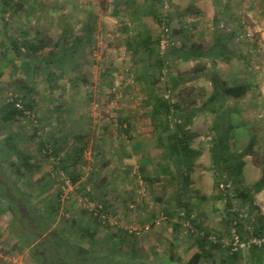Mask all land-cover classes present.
Returning <instances> with one entry per match:
<instances>
[{
    "label": "rangeland",
    "instance_id": "rangeland-1",
    "mask_svg": "<svg viewBox=\"0 0 264 264\" xmlns=\"http://www.w3.org/2000/svg\"><path fill=\"white\" fill-rule=\"evenodd\" d=\"M135 1L142 5V0ZM184 1L189 5V0ZM228 1L235 5L233 15L239 25L226 22L224 17L217 25L212 21L194 20V16L207 19L208 10L202 8L176 16L175 8L169 3L154 5L164 17L168 14L172 17L166 34L154 16L144 17L154 37L162 35L161 41L168 40L171 44V38L175 42L171 47L167 42L165 49L160 47L166 66L158 90L180 105L179 118L191 116L192 123L187 128L198 134L192 143L200 154L193 163L191 190L181 198L182 203L191 200V217L185 205L178 203L170 181L150 184L140 176V160L151 156L154 163L149 165V170L154 174L159 167L161 150L156 146L149 108L143 104L145 92L136 78L137 67L125 46L128 34L123 30L124 21L114 13L117 7L125 11L126 0H24V10L0 13V64L3 53L12 61L0 68V105L17 90L24 92L19 88L22 83L34 84L32 96L35 99L31 117L14 124H4L0 118V140L4 135H12L23 151L36 156L41 168L29 173L24 182L28 192L33 194L32 201L39 207L46 201L43 198L54 196L62 185V207L56 227L68 231L71 239L86 248L94 242L97 253H111L116 259L131 264H188L197 251L194 235H203L206 231L211 234L209 239L220 243L222 249H215L213 256L203 258L199 264H230L223 263L221 258L234 250L236 236L241 243L264 237L252 233V222L264 216V190L254 197L257 208L246 224L245 238L241 240L234 229L229 233L225 200L214 186L215 172L211 169L214 118L210 111L201 108L213 91L215 77L221 81L227 79L229 84L251 83L244 97L229 98L225 103L226 117L232 126L228 131L231 150L243 151L250 139L255 138L252 153L243 157L245 164L256 166L248 168L247 174L243 170L241 186H250L264 172V0H221L222 5ZM148 8L147 4L145 11ZM88 20H96L95 38L75 54L77 65L68 68L67 74L56 80L53 88L46 82L42 69L32 79L21 69L23 59L15 55L10 39L21 45L23 32L27 31L29 38L38 42L34 37L38 32L54 43L59 42L56 46L61 50L66 45L74 46L75 36L84 32ZM64 28L70 33H67L68 42L62 40ZM201 29L206 33L200 35ZM209 31L232 34L230 44L235 46L236 53L231 56L226 49L222 59L210 54L184 59L183 48L200 45L204 51L202 47L212 41ZM54 46L40 48L32 65L41 56L48 55ZM12 63L20 67L14 77ZM197 65L205 66V70L198 69ZM81 76L84 80L77 81ZM120 116L130 118L134 140L143 143L142 149L133 152L131 157L120 158L116 154L121 140L117 124ZM35 130L37 136H32ZM39 137L49 140V152L57 138L55 145L62 146V156L88 141L80 163L82 176L75 185L65 184L70 177L54 167L57 161L53 157L41 158ZM233 202L235 209L247 215L239 199ZM102 205H107V213L91 209ZM172 208L178 211L173 217L167 214ZM88 212L103 214V220L98 221ZM10 217L9 212L0 213V264L20 261L35 264L28 249H13L16 236L9 226ZM175 222L181 224L177 231L172 224ZM15 230L20 232L21 228L16 226ZM87 231L95 232L93 238ZM115 242L118 246L112 252ZM251 245L239 248L243 250V258L237 264H254L249 254ZM108 258V261L101 258V264H112L113 260Z\"/></svg>",
    "mask_w": 264,
    "mask_h": 264
},
{
    "label": "trees",
    "instance_id": "trees-1",
    "mask_svg": "<svg viewBox=\"0 0 264 264\" xmlns=\"http://www.w3.org/2000/svg\"><path fill=\"white\" fill-rule=\"evenodd\" d=\"M171 1V0H169ZM24 0H0V13L5 14L9 11L17 12L24 10ZM142 5H137L135 0H126L127 7L122 11L117 7L114 11L115 15L120 16L123 24V30L128 34L125 41V46L128 52L132 54L133 63L137 67V81L141 84V88L145 92L143 104L149 108V117L153 132L156 135V146L161 150V160L159 167L155 168V173L152 174L149 170V165L153 164L151 156H144L140 160L139 170L140 176L144 181L154 184L156 182H165L166 180L174 185L176 191V199L180 205H185L188 217H191V200L181 202V198L189 194L192 185L191 173L195 158L200 154V151L192 147V143L198 134L187 128L192 123L191 116L179 118L177 113L180 110V105L173 101L170 97L161 95L158 90V83L166 66L163 56L161 55V40L162 35L154 37L149 27L145 24V16L152 15L158 22L163 25L162 32L166 34L169 29L172 17L167 15L164 17L154 7L156 3L165 4V0H142ZM149 5L147 11L145 6ZM173 5V4H172ZM142 12V13H141ZM141 13V14H140ZM96 20H88L84 25V32L78 34L74 38V46L63 49H58L56 45L59 42H52L49 39L40 36L38 32L34 33V37L38 42L29 38L27 31L23 32L24 41L18 45L16 40L10 39V44L15 52V55L21 57V69L32 79L33 75H38L40 70L45 74V80L50 88L56 84V80L63 78L68 68H73L75 62V54L79 52L82 46L90 43L95 38ZM72 28V27H71ZM62 40L68 42V29L64 28ZM168 47L175 45L170 38ZM218 48L212 50H204L199 47L192 49H181V55L184 59L191 60L200 58L204 54L214 55L215 58L225 57L223 38H219ZM53 46L48 55H43L39 60L37 53L40 48ZM201 47V46H200ZM68 49V50H67ZM206 52V53H205ZM27 58V60L25 59ZM226 60V58H225ZM12 62L10 57L3 53L0 68H4L8 63ZM73 65V66H72ZM198 69L205 70V66L197 65ZM12 77H14L20 67L12 63ZM58 71L60 73H58ZM103 75V74H102ZM107 73H104L106 76ZM77 81L84 78L77 77ZM30 81V80H29ZM225 82V85L223 84ZM212 94L206 99L201 108L207 109L213 115V138L210 147L212 165L211 169L215 172V188L220 190V196L225 200V213L227 225H229V233L234 229L240 236L241 240L245 238L248 229L246 224L250 221V217L256 209L254 197L256 194L264 190V172L262 176L250 186H241L243 170L245 166L244 156L252 153L254 139L251 138L248 146L240 152H233L230 145L229 130L231 123L226 117L228 112L225 106L229 98L239 99L246 95L250 89L249 81L244 83H227V79L220 80L215 77L213 83ZM34 84H20L19 88L24 89V92L18 91L10 95L9 98L0 105V118L4 124H14L22 118L31 117L34 112L35 99L33 98ZM18 88V89H19ZM35 116V115H34ZM32 119V118H31ZM225 120L226 122H224ZM118 125H120V143L116 154L120 158L131 157L133 152L141 150L143 143L135 141L131 133V121L129 117H119ZM123 135H126L123 138ZM32 136H37L36 130ZM2 141V142H1ZM58 139L54 140L57 144ZM129 143V146H128ZM52 145L49 152V140L46 141L39 137L38 153L41 158L53 157L57 164L55 168L75 185L81 179L80 163L83 160L84 152L88 147V141L83 145L75 147L72 151L61 155L62 146ZM129 147V149H128ZM41 165L33 153L23 151L19 144L14 140L12 135H4L3 140H0V213L9 212L11 217L9 226L16 236L15 247L13 249L25 250L28 249L30 257L35 264H101V258L109 257L113 260L112 264H131L116 259L113 254L106 253L102 255L97 253L93 245L86 248L78 243L75 239H71L69 232L62 231L56 227L58 223V214L62 207V185L54 196L45 197L46 201L39 207L32 201L33 194L28 192L24 178L34 170L40 169ZM45 176V175H44ZM240 200L241 206L246 207L247 215L241 209H235L233 200ZM107 205L95 207L92 211L107 213ZM173 211V213H172ZM175 209L167 211V214L173 217L176 214ZM93 218L102 221V215L93 212H88ZM256 223L252 222V233L254 235L264 236V216L256 217ZM194 222V219H192ZM75 220L72 219V223ZM195 223V222H194ZM174 230L180 228V223H172ZM21 225H23L21 227ZM20 227L21 231L15 230V227ZM70 231V230H69ZM72 232V231H70ZM87 233H89L87 231ZM91 238L95 232L89 233ZM210 233L204 231L203 235H194V243L197 246V251L191 256L188 264H199L203 258L213 256L215 249H222V245L209 239ZM117 243H114L116 249ZM118 246V245H117ZM249 254L254 264H263L264 262V244H252L249 248ZM110 251V252H111ZM243 250H233L225 253L221 258L223 263L237 264L243 258ZM116 260H118L116 262ZM106 261H108L106 259ZM116 263H115V262ZM111 262V261H110ZM145 264V263H140Z\"/></svg>",
    "mask_w": 264,
    "mask_h": 264
},
{
    "label": "crops",
    "instance_id": "crops-1",
    "mask_svg": "<svg viewBox=\"0 0 264 264\" xmlns=\"http://www.w3.org/2000/svg\"><path fill=\"white\" fill-rule=\"evenodd\" d=\"M184 2H185L184 0H171V1L165 0V4L169 3L168 4L169 6L175 8L176 16L181 15L185 12L192 13L193 9H195V8H199V9L202 8L204 10H208L207 11V17H206L207 19L202 18L203 16H194L195 17L194 20H198V21L202 20L203 22H205V20L212 21L213 25H217L218 22L221 21V18L224 17L226 22H228V23L230 22V24L232 23V24H236V25L238 24L239 25L238 20L235 19L234 15H233L235 5H232V3H233L232 1H228V3L225 4L224 6L222 5L221 0H189L188 1L189 5H185ZM221 32L220 31H217V32L216 31H214V32L209 31L208 36H209V38L212 39V41L208 44V46L205 45L202 48H203V50H212L214 48H218L219 38L221 37L225 41L224 49L225 50L228 49L229 54L231 56H233L236 53V51L234 50L235 46L232 45L233 47H231V44H230V40L233 38V35L232 34H225V33H221ZM204 33H206V31L204 29H201L200 35H203ZM196 47H199L201 49L200 45L199 46L193 45L192 49H195ZM220 58L222 59V57H220ZM233 115L237 117V114L234 113ZM253 167L256 168V166L246 163L244 166V169L246 170V174L248 172L247 169L250 168V170H251ZM250 170H249V172H250ZM244 173H245V171H244Z\"/></svg>",
    "mask_w": 264,
    "mask_h": 264
},
{
    "label": "built area",
    "instance_id": "built-area-1",
    "mask_svg": "<svg viewBox=\"0 0 264 264\" xmlns=\"http://www.w3.org/2000/svg\"><path fill=\"white\" fill-rule=\"evenodd\" d=\"M168 44H169V41L167 40L166 41ZM166 42H164V41H161V47L163 48V49H165L166 47H165V45H166ZM173 44L175 43V42H172ZM167 44V45H168ZM65 184L68 186V187H72V183H71V181L70 180H65ZM93 208H95V206H93V207H91V209L93 210ZM236 238V246L234 247V250H238L239 248H244L245 246H247L248 245V247L251 245V244H258V245H263L264 244V237H262V238H255V239H253V240H251L250 242H252V243H250V242H248V243H246V242H240L239 241V237L238 236H236L235 237ZM17 264H27L26 262H22V261H20V262H18Z\"/></svg>",
    "mask_w": 264,
    "mask_h": 264
}]
</instances>
